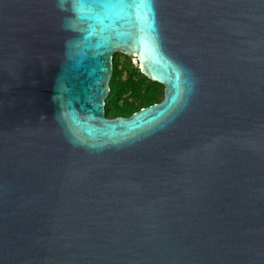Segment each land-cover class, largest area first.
Segmentation results:
<instances>
[{"label": "water", "instance_id": "95a60500", "mask_svg": "<svg viewBox=\"0 0 264 264\" xmlns=\"http://www.w3.org/2000/svg\"><path fill=\"white\" fill-rule=\"evenodd\" d=\"M0 264H264V0H0Z\"/></svg>", "mask_w": 264, "mask_h": 264}]
</instances>
